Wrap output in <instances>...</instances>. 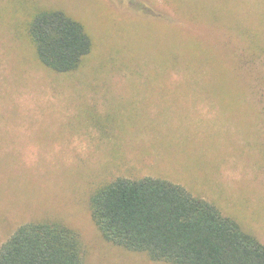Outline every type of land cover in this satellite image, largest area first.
<instances>
[{"label":"rangeland","instance_id":"1","mask_svg":"<svg viewBox=\"0 0 264 264\" xmlns=\"http://www.w3.org/2000/svg\"><path fill=\"white\" fill-rule=\"evenodd\" d=\"M39 8L90 34L76 71L38 61L25 30ZM208 9L213 26L181 17ZM244 37L264 41V0H0V247L24 223L60 222L84 264H170L93 221L91 194L120 176L178 183L264 243V90L246 87L252 72L187 66L192 43L228 66Z\"/></svg>","mask_w":264,"mask_h":264},{"label":"trees","instance_id":"2","mask_svg":"<svg viewBox=\"0 0 264 264\" xmlns=\"http://www.w3.org/2000/svg\"><path fill=\"white\" fill-rule=\"evenodd\" d=\"M181 17L189 26H213L220 19L211 9L204 13L188 11ZM223 19L225 15L221 16L222 24ZM25 34L38 61L57 73L76 71L93 50L84 25L60 9H37ZM249 40L244 37L245 42H236L234 60L228 66L192 43L196 50L190 52L187 66L202 76L219 70V66L252 72L244 82L260 96L264 90V41ZM257 104L264 108L259 100ZM89 204L104 239L144 252L153 260L170 264H264L263 242L212 202L168 179L120 176L98 186ZM84 255L83 241L74 229L60 222H28L2 243L0 264H84Z\"/></svg>","mask_w":264,"mask_h":264}]
</instances>
